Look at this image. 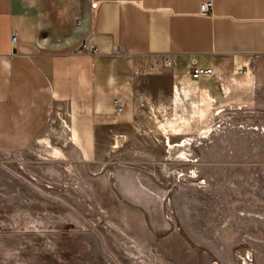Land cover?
Returning <instances> with one entry per match:
<instances>
[{"label": "rangeland", "instance_id": "obj_1", "mask_svg": "<svg viewBox=\"0 0 264 264\" xmlns=\"http://www.w3.org/2000/svg\"><path fill=\"white\" fill-rule=\"evenodd\" d=\"M70 54L44 133L0 149V264H264L255 75L188 98L158 57ZM190 139V160H172Z\"/></svg>", "mask_w": 264, "mask_h": 264}, {"label": "crops", "instance_id": "obj_2", "mask_svg": "<svg viewBox=\"0 0 264 264\" xmlns=\"http://www.w3.org/2000/svg\"><path fill=\"white\" fill-rule=\"evenodd\" d=\"M205 2L213 5L209 16L200 14ZM84 45L128 62L169 57L188 98L193 90L220 101L215 78L243 71L264 87V0H0V149L41 137L64 92L70 53ZM192 57L215 75L194 81ZM203 103H195L192 117L204 114Z\"/></svg>", "mask_w": 264, "mask_h": 264}, {"label": "built area", "instance_id": "obj_3", "mask_svg": "<svg viewBox=\"0 0 264 264\" xmlns=\"http://www.w3.org/2000/svg\"><path fill=\"white\" fill-rule=\"evenodd\" d=\"M213 5L211 2H205L200 6V14L202 16H209L212 12ZM12 42H17V36L13 35ZM81 52L84 54L89 53H97L96 49H90L88 46L84 45L81 48ZM163 65L167 68L172 66V61L169 57L164 58ZM190 68H191V78L194 81H199L202 78H210L215 75V71L212 68H205L198 65L197 60L195 57H192L190 62Z\"/></svg>", "mask_w": 264, "mask_h": 264}, {"label": "bare ground", "instance_id": "obj_4", "mask_svg": "<svg viewBox=\"0 0 264 264\" xmlns=\"http://www.w3.org/2000/svg\"><path fill=\"white\" fill-rule=\"evenodd\" d=\"M211 129H208L202 133V135H206L210 132ZM193 145L192 140H183L178 144H169L170 150V158L174 160L175 158H184L186 160H190L189 157L191 155V147ZM176 160V159H175ZM190 162V161H189Z\"/></svg>", "mask_w": 264, "mask_h": 264}]
</instances>
